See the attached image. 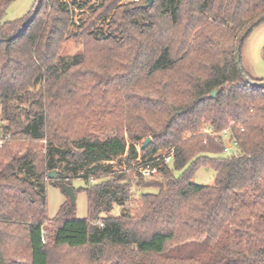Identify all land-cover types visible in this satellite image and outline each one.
I'll return each instance as SVG.
<instances>
[{"label":"trees","instance_id":"trees-1","mask_svg":"<svg viewBox=\"0 0 264 264\" xmlns=\"http://www.w3.org/2000/svg\"><path fill=\"white\" fill-rule=\"evenodd\" d=\"M13 1L0 0V264H65L62 251L104 246L160 264H264V80L243 66L251 32L240 41L264 0H38L6 21ZM75 7L90 17L72 34ZM71 35L84 51L63 57ZM87 77L113 97L84 102ZM225 131L236 151L219 158L233 149ZM148 138L143 158L174 148V159L146 178L133 164ZM118 157L122 175L109 164ZM203 166L211 186L193 182ZM77 177L95 181L80 189L88 217L69 199L49 219L46 180ZM134 188L154 192L111 215Z\"/></svg>","mask_w":264,"mask_h":264},{"label":"rangeland","instance_id":"rangeland-1","mask_svg":"<svg viewBox=\"0 0 264 264\" xmlns=\"http://www.w3.org/2000/svg\"><path fill=\"white\" fill-rule=\"evenodd\" d=\"M62 2H66L70 4L69 8L71 7V3L74 0H61ZM88 2V7L91 6H98L101 4V0H77L79 4L81 2ZM132 0H122L119 5H126L130 3ZM38 0H14L10 6L6 10L5 20L6 21H13L20 19L30 13H32L36 7ZM90 17L88 8L84 10H80L77 7H75V11L73 14V27L71 29L72 34L77 32L78 28ZM108 21L104 24L98 23V27H103L104 30H107V24ZM84 51V41L83 39H78L71 35V37L67 40L63 51L62 56L63 57H73L76 55H81ZM242 61L243 66L245 70L251 74V76L254 79L257 80H264V22H262L260 25L255 27L250 35L247 37V39L244 42L243 46V53H242ZM91 77H87L86 79L89 80L88 83H86V90L87 92L85 95V101H99L101 99L110 100L113 97V89L111 86H104L103 83H97L93 82ZM85 79V80H86ZM84 80V81H85ZM87 80V81H88ZM86 81V82H87ZM94 86H97L95 89ZM0 116H1V108H0ZM124 137L128 139V136L123 133ZM190 135L188 134V137ZM227 147L233 148L227 153H221L218 155L219 158L228 157L231 154H233L236 150L232 146V142L229 139V135H225ZM2 144V143H1ZM231 145V146H230ZM234 145V144H233ZM138 149V156L141 155V143H138L137 145ZM46 148V142L39 143V149L41 151H45ZM172 148L160 150L157 154H155L154 158L162 159V157L171 150ZM142 156V155H141ZM148 159H151V156L145 157ZM160 162V161H159ZM172 161L169 163L171 164ZM111 169L114 171V173H117V175L124 174L126 169V164L124 162V159L121 158H115L113 161L109 162ZM136 164V162H134ZM133 164V166H135ZM168 165V164H167ZM135 168V167H134ZM136 170V169H135ZM158 170V168H157ZM138 172V170H136ZM139 173V172H138ZM158 173V171H157ZM62 176V174L60 173ZM83 173H80L79 176H82ZM177 177H180L183 175L182 171H178L175 173ZM155 176V175H154ZM62 178V177H60ZM148 178V177H146ZM216 179V172L213 169H206V166H203L199 170H197L193 176V182L198 185H205V186H211L214 184ZM51 180H46V196H47V204H48V211L47 215L49 219H54L60 208L63 204H65L67 201H69V197L67 194L62 190L60 186H56L55 184L51 183ZM62 185H72L74 190H76V202H75V213L74 217L77 219H86L88 217V198L87 195L80 191L82 188H89L90 186H93L95 184V181L92 179L87 182L83 177H77L75 179H71L69 182H65L64 180L60 182ZM133 197L131 199V202L128 203L124 207L116 206L114 210L112 211L111 215L113 216H119L122 212H129L135 204L139 202L140 195L142 193L146 192H154V190H143L139 191L137 188L133 189ZM97 224V223H96ZM48 227H50V222L47 224ZM104 255L101 256L100 251L95 252L93 254V249L89 247H85L80 250H76L74 252L72 251H62L61 254V260L65 264H134L132 263L133 260L139 261V260H146L150 264H160L161 259L156 258H147L144 256H140L138 254H134L131 252V250H123L120 248H110L107 246L102 247ZM135 258V259H133ZM55 263V262H54ZM56 263L57 259H56Z\"/></svg>","mask_w":264,"mask_h":264},{"label":"water","instance_id":"water-1","mask_svg":"<svg viewBox=\"0 0 264 264\" xmlns=\"http://www.w3.org/2000/svg\"><path fill=\"white\" fill-rule=\"evenodd\" d=\"M147 1H148V4H147L148 6H151L153 4V0H147ZM262 22H264V17H261L256 22H254V24L252 26H250L248 28V30L241 37V40H240L241 43H243L244 40L246 39V37L249 35V33L252 32V30L255 27H257L258 25H260ZM237 61H238V64L240 65L241 64V46L238 47ZM240 72H241V74H243V70H242L241 66H240ZM215 95H216V91H213L211 96L214 97ZM151 142H152L151 138H148L147 140H145L141 150L146 149ZM48 177H49V179L58 180V179H60L61 175H60L59 171L53 170V171L49 172ZM61 188L67 194V196L69 197L71 203L75 204V202H76V193H75V190H74L73 186L72 185H62Z\"/></svg>","mask_w":264,"mask_h":264},{"label":"built area","instance_id":"built-area-1","mask_svg":"<svg viewBox=\"0 0 264 264\" xmlns=\"http://www.w3.org/2000/svg\"><path fill=\"white\" fill-rule=\"evenodd\" d=\"M134 2H138L139 0H133ZM204 133L211 134V128H205ZM225 135H229L227 131L224 132ZM231 146V145H230ZM231 149V148H229ZM174 159V148H172L169 152H167L162 159L159 158H143L141 155L138 156L136 159V164H134L135 169L138 170L139 174L143 177H152L157 174V167L154 166L155 163L159 162L160 160L164 164H169ZM99 226H102V223H97Z\"/></svg>","mask_w":264,"mask_h":264}]
</instances>
